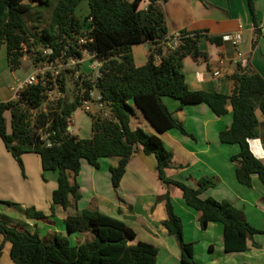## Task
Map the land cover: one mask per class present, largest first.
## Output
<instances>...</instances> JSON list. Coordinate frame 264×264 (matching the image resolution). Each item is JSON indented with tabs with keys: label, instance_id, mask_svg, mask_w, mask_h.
Wrapping results in <instances>:
<instances>
[{
	"label": "trees",
	"instance_id": "obj_1",
	"mask_svg": "<svg viewBox=\"0 0 264 264\" xmlns=\"http://www.w3.org/2000/svg\"><path fill=\"white\" fill-rule=\"evenodd\" d=\"M81 1L38 0L31 6L23 0H0V47H5L11 70L21 64L24 45L29 49L37 44L47 51L46 54L37 51L36 61L81 56L84 47L101 61V74L94 79L87 78L86 62L77 64V71H81V67L82 72L77 75L72 97L61 95L55 102L47 103L35 118L31 117V110L40 108L47 101L46 89L40 84L30 85L19 91L16 98L0 102V138L5 148L22 171L21 154L35 152L40 157L43 171L57 173V186L51 193L50 210L53 211L55 204L66 209L70 203L69 195L79 197L78 185L70 184L68 172L77 174L82 159L98 167L100 158L117 157V164L109 168L111 184L116 188L130 156L137 145H141L145 154L154 155L158 178L166 185L180 188L185 203L198 212L200 228L205 229L209 222L220 223L224 250L245 251L248 249L247 237L264 233V230L251 226L241 210L228 200L201 198L199 193L213 185L211 179L202 177L198 180V188H192L167 177L165 169L171 152L157 134L141 127L131 128L130 118L137 110L156 132L177 128L187 134L173 119L162 101L163 96L178 99L180 106L203 102L217 116L225 114L229 105L231 124L219 132V140L239 146L238 152L230 156V160L237 163L236 179L250 186L251 175L256 174L264 185V163L250 148V140L258 134L256 108L264 118V79L248 63L237 62L231 74L234 88L230 94L190 90L181 71L182 59L186 56L206 58V52L198 46L200 37L220 44L222 36L207 35L206 30H181L179 33L184 37L173 45L167 38L164 13L157 0H148L144 9L140 8L143 0H84L87 14L76 12ZM247 2L255 33L260 34L253 2ZM48 8L51 11L47 26L39 35H32L26 15L33 10L38 14ZM84 27H90L88 36L92 41L83 47L77 44V39ZM32 36L33 41H30ZM140 43H149L150 48L146 62L136 66L132 46ZM155 56L160 57L157 64ZM70 70L65 69L66 72ZM57 82L59 91L66 92L63 72ZM91 90L96 91L99 100L89 95ZM84 100L100 103L101 107L96 111L85 109ZM7 110L10 130L4 117ZM76 110H83L91 117L90 138H80L67 130L70 116ZM38 130L42 131L44 139L37 135ZM165 198L167 218L162 224L177 240L180 264H200L193 258L194 243L183 239L181 219L174 213L167 195ZM25 214L28 217L44 216L33 207L26 208ZM66 231L90 232L91 237L73 244L66 235L59 234L52 242L45 243L37 232L22 231L0 219V235L10 242L9 256L13 264H156V246L144 241L129 243L134 238L132 229L98 210L83 209L68 215Z\"/></svg>",
	"mask_w": 264,
	"mask_h": 264
},
{
	"label": "crops",
	"instance_id": "obj_2",
	"mask_svg": "<svg viewBox=\"0 0 264 264\" xmlns=\"http://www.w3.org/2000/svg\"><path fill=\"white\" fill-rule=\"evenodd\" d=\"M23 2L35 6L38 0ZM252 2L260 34L255 33L247 0H157L164 13L168 39L172 40L181 30H206L207 35L217 36L240 34L239 42L231 39L220 44L210 43L205 36L200 37L198 46L206 52V58L186 56L181 61V71L190 90L230 94L234 88L231 74L237 62L248 63L264 79V0ZM147 3L148 0H143L140 8L144 9ZM76 12L87 14L86 1L80 2ZM149 48V43L132 46L136 66L146 62ZM25 59L28 56L23 55L22 61ZM159 61L160 57L155 56L154 62L157 64ZM4 62L5 65H0L2 73L9 68L6 50ZM17 84L14 88L0 84V94L4 95L0 102L15 98ZM162 101L187 134L177 128L156 132L137 110L130 118V127H141L160 137L172 154L165 169L166 176L192 188H198V180L202 177L211 179L213 185L199 193L201 198L228 200L241 210L243 218L251 226L264 230V185L256 174L251 175L250 186L239 183L235 176L237 163L230 160L239 146L219 140V132L231 124V107L228 105L227 112L217 116L203 102L180 106L178 99L169 96H163ZM8 113V110L4 112L7 128ZM255 114L259 122L258 134L250 140V148L264 163V118L258 108ZM68 130L80 138H90L91 117L83 110L74 111ZM20 157L23 171L0 138V219L22 231L37 232L45 243L52 242L59 234L66 235L70 241L73 239V244L83 242L90 232L68 233L66 218L83 209L98 210L132 229L134 238L129 243L144 241L156 246V264H180L177 240L162 224L167 218V195L174 213L181 219L183 239L194 243L193 258L196 262L264 264V233L247 237L248 249L245 251H225L221 224L209 222L205 229H201L198 212L185 203L180 188L166 185L158 178L154 155L145 154L141 145H137L130 156L116 188L111 184L109 168L117 164V157L100 158L98 167L82 159L77 174L68 172L70 184L78 185L79 197L76 199L69 195V206L64 209L55 204L53 211L50 210L51 193L57 186V173L43 171L40 157L35 152H25ZM28 207L44 216L28 217L25 214ZM0 246V264H13L9 256L10 242L2 235Z\"/></svg>",
	"mask_w": 264,
	"mask_h": 264
},
{
	"label": "rangeland",
	"instance_id": "obj_3",
	"mask_svg": "<svg viewBox=\"0 0 264 264\" xmlns=\"http://www.w3.org/2000/svg\"><path fill=\"white\" fill-rule=\"evenodd\" d=\"M50 11H51L50 8H48L36 14L35 11L33 10L26 15V21H27L28 27L32 35H35V36L39 35V32L43 29V27L47 26L48 21H49ZM33 37L34 36L30 38V41H33ZM23 47H24L23 48L24 55L28 56V59L23 60L21 64L13 70H11L10 68H7L6 71H4L3 73L0 71V84L5 83L8 85V87L12 86L14 88L17 82L23 81L30 73L33 72L35 67L43 65L44 60L36 61L35 58L37 57V53H36L37 51H42V53H45L46 51L45 49H43L37 44H35L29 49L26 48L25 45ZM4 61H5V47L3 45L0 47V65H5L6 62ZM88 62L89 61H86L87 64H89ZM84 68H85L86 73L88 74L87 78H93L94 71L90 70L88 67H84ZM65 69H71V70L70 72L69 71L66 72ZM65 69L61 70V72H63V75H64L66 92L61 93V95H66L69 98H71L73 95V92L75 91L77 75L82 72V69L80 67L79 69L81 71H77L75 65H72L71 67L65 68ZM57 90L58 88L56 87L54 91L51 93L50 97H48L46 103L43 104L40 108L31 110L32 118H35L36 114L40 110H44L46 108L47 103L49 104V103L55 102L56 98L59 96L57 93ZM95 95H97L96 91H94V96ZM3 98H4V95L0 94V99H3ZM99 107L100 106L97 105L96 103L95 104L90 103L87 106V108L91 109V111H96L97 108ZM105 113L108 114V111H106ZM9 119H10V115L8 113V121H7L8 130H10ZM37 135L42 139L45 138L41 130L37 131ZM90 237H91V233L90 234L88 233L85 239H88ZM71 243H73V239H71Z\"/></svg>",
	"mask_w": 264,
	"mask_h": 264
},
{
	"label": "built area",
	"instance_id": "obj_4",
	"mask_svg": "<svg viewBox=\"0 0 264 264\" xmlns=\"http://www.w3.org/2000/svg\"><path fill=\"white\" fill-rule=\"evenodd\" d=\"M90 22V18L86 19V23L88 24ZM90 30V27H84L81 29V34L78 36L77 39V44L80 46H83L89 42L92 41V38L88 36V32ZM184 37V35L177 33L173 38H172V43L173 45H177L180 40ZM240 34L239 32L234 33L233 35H224L222 36L223 40H233L234 42H239L240 41ZM47 51H45V54ZM85 61H89L87 64V67L90 70L94 71V76L93 79L100 76V66H101V61L97 58L95 53L90 52L86 47L82 49L81 56H75V57H70L68 59H64L62 56L56 57L53 60H48L47 58L44 60L43 65L35 67L33 72L30 73L23 81H20L17 84V87L15 89V98L18 94L19 91L23 90L24 88L30 86V85H36L40 84L41 86L45 87L47 99L50 97L51 93L54 91V89L57 87V93L58 97L61 96V92L59 91V84L57 82V77L60 75L61 70H64L65 68H69L72 65H77V64H82ZM217 74V72H215ZM94 91L91 90L89 92V95L95 99L99 100L100 96L97 94L94 96ZM57 97V98H58ZM56 98V99H57ZM93 103L91 101L84 100L83 101V107L85 109L87 108L88 104ZM101 107V104H98ZM91 110V109H90ZM68 130V127H67Z\"/></svg>",
	"mask_w": 264,
	"mask_h": 264
},
{
	"label": "water",
	"instance_id": "obj_5",
	"mask_svg": "<svg viewBox=\"0 0 264 264\" xmlns=\"http://www.w3.org/2000/svg\"><path fill=\"white\" fill-rule=\"evenodd\" d=\"M263 31H264V29H263Z\"/></svg>",
	"mask_w": 264,
	"mask_h": 264
}]
</instances>
